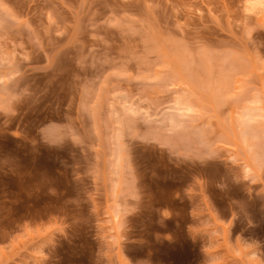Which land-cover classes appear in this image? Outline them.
<instances>
[{
	"label": "rangeland",
	"instance_id": "374dc122",
	"mask_svg": "<svg viewBox=\"0 0 264 264\" xmlns=\"http://www.w3.org/2000/svg\"><path fill=\"white\" fill-rule=\"evenodd\" d=\"M0 264H264V0H0Z\"/></svg>",
	"mask_w": 264,
	"mask_h": 264
}]
</instances>
